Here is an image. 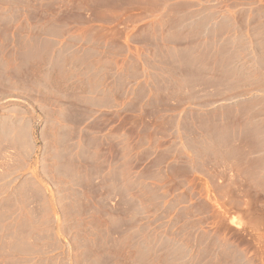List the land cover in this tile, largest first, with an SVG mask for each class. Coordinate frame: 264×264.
Returning a JSON list of instances; mask_svg holds the SVG:
<instances>
[{
  "label": "rangeland",
  "instance_id": "rangeland-1",
  "mask_svg": "<svg viewBox=\"0 0 264 264\" xmlns=\"http://www.w3.org/2000/svg\"><path fill=\"white\" fill-rule=\"evenodd\" d=\"M247 1L0 0V264H264V0ZM200 14L238 19L219 46L240 50L257 19L246 70L85 102L123 50L107 22Z\"/></svg>",
  "mask_w": 264,
  "mask_h": 264
},
{
  "label": "crops",
  "instance_id": "crops-1",
  "mask_svg": "<svg viewBox=\"0 0 264 264\" xmlns=\"http://www.w3.org/2000/svg\"><path fill=\"white\" fill-rule=\"evenodd\" d=\"M255 21L257 19H247L249 29L245 37L249 46L243 50L219 46L223 41L230 45L231 41L238 40V19H207L200 14L194 19H119L115 23L107 22V25L118 23L125 29L123 50L107 55L109 61H114L113 65L94 67L92 72L96 73L97 82L83 93V99L94 112L118 110L130 104L141 107L149 104L159 87L214 86L186 83L185 75L219 70L217 64H229L230 69L225 70H246V65L251 64L249 58L255 54L250 44V26ZM212 41H216L217 46L210 47ZM232 56L238 58L231 59ZM179 73L182 75L180 79ZM179 80L183 83L178 84Z\"/></svg>",
  "mask_w": 264,
  "mask_h": 264
}]
</instances>
